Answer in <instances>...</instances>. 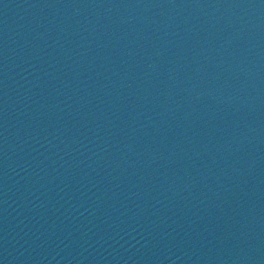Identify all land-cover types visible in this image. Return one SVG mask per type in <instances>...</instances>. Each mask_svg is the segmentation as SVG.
<instances>
[{
    "label": "water",
    "instance_id": "95a60500",
    "mask_svg": "<svg viewBox=\"0 0 264 264\" xmlns=\"http://www.w3.org/2000/svg\"><path fill=\"white\" fill-rule=\"evenodd\" d=\"M0 264H264V0H0Z\"/></svg>",
    "mask_w": 264,
    "mask_h": 264
}]
</instances>
